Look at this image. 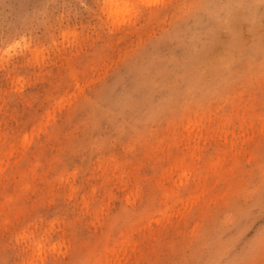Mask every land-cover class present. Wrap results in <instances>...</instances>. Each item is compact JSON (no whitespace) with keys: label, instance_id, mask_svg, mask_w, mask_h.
I'll list each match as a JSON object with an SVG mask.
<instances>
[{"label":"rangeland","instance_id":"1","mask_svg":"<svg viewBox=\"0 0 264 264\" xmlns=\"http://www.w3.org/2000/svg\"><path fill=\"white\" fill-rule=\"evenodd\" d=\"M0 264H264V0H0Z\"/></svg>","mask_w":264,"mask_h":264},{"label":"snow or ice","instance_id":"2","mask_svg":"<svg viewBox=\"0 0 264 264\" xmlns=\"http://www.w3.org/2000/svg\"><path fill=\"white\" fill-rule=\"evenodd\" d=\"M159 0H144L145 7H153L154 4H158Z\"/></svg>","mask_w":264,"mask_h":264}]
</instances>
